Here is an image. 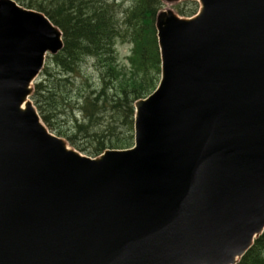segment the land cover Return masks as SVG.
<instances>
[{"label":"water","instance_id":"95a60500","mask_svg":"<svg viewBox=\"0 0 264 264\" xmlns=\"http://www.w3.org/2000/svg\"><path fill=\"white\" fill-rule=\"evenodd\" d=\"M200 2L157 18L136 147L93 161L27 100L60 30L0 0V264H231L262 233L264 0Z\"/></svg>","mask_w":264,"mask_h":264},{"label":"trees","instance_id":"16d2710c","mask_svg":"<svg viewBox=\"0 0 264 264\" xmlns=\"http://www.w3.org/2000/svg\"><path fill=\"white\" fill-rule=\"evenodd\" d=\"M29 7L41 10L58 25L65 34L66 47L58 61L66 68L72 69V63L80 56H99L105 58L108 71H114L117 40L132 43L130 59L131 71L124 68L115 72L110 80L113 83V108L119 114L122 110L124 123L131 124L134 113L133 103L149 94L157 85L160 75V56L158 51L155 17L162 8L161 0H132L130 6L119 17L115 3L107 0H22ZM196 5L182 9L185 14L194 13ZM83 15V16H82ZM99 56V57H101ZM101 57V58H102ZM111 86L103 89L99 96L88 97L82 105L86 119L97 122L100 101ZM39 99V86L37 90ZM108 98V96H107ZM64 99V98H63ZM58 98L48 99L50 105ZM47 119V118H46ZM48 121V120H47ZM49 122V121H48ZM85 127V126H84ZM81 128V126H79ZM117 130L113 131L115 134ZM98 138V145L104 147ZM126 139L119 142L111 140L112 145L122 146ZM129 145L126 143L124 146ZM239 264H264V234L258 238L254 247L243 257Z\"/></svg>","mask_w":264,"mask_h":264},{"label":"rangeland","instance_id":"374dc122","mask_svg":"<svg viewBox=\"0 0 264 264\" xmlns=\"http://www.w3.org/2000/svg\"><path fill=\"white\" fill-rule=\"evenodd\" d=\"M107 1L114 2L115 0ZM179 4L180 3L170 5L165 3L163 9L172 8L177 12V7ZM119 8L120 7L116 8V13H118ZM117 50L118 60H120V58L123 59L125 57L128 48L119 43ZM48 68V72L44 73L43 71V73L40 75V78L37 80V82L43 84V88L45 90V92L40 97L42 100L41 103L44 105L46 101L44 98L47 97L51 91L56 92L58 97L65 96L68 99L65 102H62V99L54 104L53 109L55 110V118L52 120L54 122L53 125L55 133L62 131L66 138L68 136L75 137L73 142L70 141L71 145L77 149H84L83 152L86 154L87 152H91L93 150V147L95 146L94 141L96 138H101L103 140H113L122 133L121 131L124 129V127L120 125L117 128V132L113 134L111 125H113L114 122L118 120L120 113L118 114L116 110L110 108L111 105L106 102L100 103L103 109L100 113L101 119L98 122L91 124L87 123L86 121V126L83 129L78 130L77 123L74 119L73 106H81L85 97L92 95L93 91H100L104 85L102 78V72L104 73V71L99 61L95 59H89L87 63H82L78 72L75 74L77 78L71 75L68 77L69 81H64L61 83H54L53 80L57 78L58 75H60V77H64L66 75L62 72V69L56 64L54 60H50ZM70 80L75 83L76 89L73 91ZM77 115L80 118L82 117L80 113ZM125 133V136L131 135L128 129ZM90 155L93 156L94 154L91 152Z\"/></svg>","mask_w":264,"mask_h":264},{"label":"bare ground","instance_id":"6f19581e","mask_svg":"<svg viewBox=\"0 0 264 264\" xmlns=\"http://www.w3.org/2000/svg\"><path fill=\"white\" fill-rule=\"evenodd\" d=\"M83 16V15H82Z\"/></svg>","mask_w":264,"mask_h":264}]
</instances>
